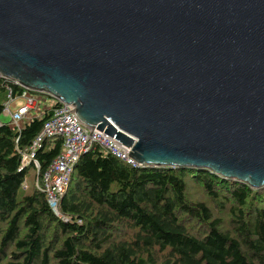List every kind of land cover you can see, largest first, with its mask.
I'll return each mask as SVG.
<instances>
[{
	"label": "water",
	"instance_id": "water-1",
	"mask_svg": "<svg viewBox=\"0 0 264 264\" xmlns=\"http://www.w3.org/2000/svg\"><path fill=\"white\" fill-rule=\"evenodd\" d=\"M0 75L141 166L264 186V0H0Z\"/></svg>",
	"mask_w": 264,
	"mask_h": 264
},
{
	"label": "trees",
	"instance_id": "trees-1",
	"mask_svg": "<svg viewBox=\"0 0 264 264\" xmlns=\"http://www.w3.org/2000/svg\"><path fill=\"white\" fill-rule=\"evenodd\" d=\"M22 89L0 76V116ZM50 115L19 129L0 121V264H264V186L207 169L133 167L93 144L59 199L66 219L57 215L41 182L62 138L24 164Z\"/></svg>",
	"mask_w": 264,
	"mask_h": 264
},
{
	"label": "built area",
	"instance_id": "built-area-1",
	"mask_svg": "<svg viewBox=\"0 0 264 264\" xmlns=\"http://www.w3.org/2000/svg\"><path fill=\"white\" fill-rule=\"evenodd\" d=\"M7 97L8 99L4 105L3 113L10 116L9 122L11 126L17 127L18 129L29 118L27 116L28 111L33 105L40 99L48 98L51 100V104L45 107L46 110H51V115L44 121L41 129L32 140L24 156V164H27L33 159L35 151L41 147L45 139L53 136L62 138L60 151L43 173L41 183L46 193L49 206L63 219L66 218L59 212V199L69 183L70 176L79 156L90 149L93 144H98L105 151L133 167L141 166L139 162L128 155L126 149L103 135L101 130L96 128L90 129L84 126L74 114L70 104L59 102L44 94L31 93L26 89H22L18 95H12L9 92ZM17 98L22 99L24 104L13 110L12 108L15 106V100ZM52 105L55 106L51 107Z\"/></svg>",
	"mask_w": 264,
	"mask_h": 264
},
{
	"label": "rangeland",
	"instance_id": "rangeland-1",
	"mask_svg": "<svg viewBox=\"0 0 264 264\" xmlns=\"http://www.w3.org/2000/svg\"><path fill=\"white\" fill-rule=\"evenodd\" d=\"M15 103H16V106H15V108H18V106H21V105H23L24 104V102H23V100L22 99H20V98H17L16 100H15ZM49 103H51V100L50 99H48V98H46L45 99V101L44 102H42V101H39L38 102V105H42V104H49ZM14 108V109H15ZM13 109V108H12ZM13 109V110H14ZM0 121L1 122H9L10 121V116L8 115V114H5V113H2V115L0 116ZM34 170L33 169H31L30 171H29V174L27 175V184L25 185H23V188L25 189L26 187H28L29 185H32V183H33V181H34ZM196 196H198L197 194H195ZM128 236H130L128 233H121L120 235H119V237H121V238H123V237H128Z\"/></svg>",
	"mask_w": 264,
	"mask_h": 264
},
{
	"label": "crops",
	"instance_id": "crops-1",
	"mask_svg": "<svg viewBox=\"0 0 264 264\" xmlns=\"http://www.w3.org/2000/svg\"><path fill=\"white\" fill-rule=\"evenodd\" d=\"M39 101L44 102L45 99H40ZM38 102L29 109L28 115H27L28 117H34V116L40 115L41 111L45 110V107H47V105L51 104V103H49V104L38 105ZM15 106H16V103H15ZM15 106L13 107V109L15 108ZM15 109H17V108H15Z\"/></svg>",
	"mask_w": 264,
	"mask_h": 264
}]
</instances>
